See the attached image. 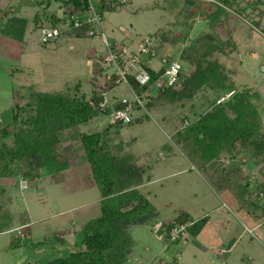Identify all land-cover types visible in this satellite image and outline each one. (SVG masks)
I'll list each match as a JSON object with an SVG mask.
<instances>
[{
	"label": "rangeland",
	"instance_id": "374dc122",
	"mask_svg": "<svg viewBox=\"0 0 264 264\" xmlns=\"http://www.w3.org/2000/svg\"><path fill=\"white\" fill-rule=\"evenodd\" d=\"M62 3L0 0L1 7L10 11L6 21L0 23L4 41L16 35L9 25L14 15L28 22L24 40L20 43L12 39L22 45L17 52L0 40V129L12 121L17 104L29 102L31 92L70 91L89 99L93 89L109 79L105 73L113 72V67L101 68L95 62L107 52L100 35L62 36L47 42L41 38L40 24L33 20L35 14L43 17L46 11L61 15ZM196 4L193 9L186 0H133L104 11L103 31L118 46L145 37L159 39L160 54L179 58L183 64H188L183 60L186 51L201 57L205 47L226 42L225 52L213 51L208 58L219 62L216 69L227 72L238 89L251 91L253 102L263 109L264 125V0H237L219 16L218 6ZM200 5L203 12L196 9ZM200 17L208 22L207 31L213 36L200 32L197 36L203 38L195 48L186 35L192 33L195 19ZM160 66L158 58L152 62L154 69ZM182 82L174 90L185 92ZM110 94L132 97L125 84ZM186 94L173 102L161 98L154 109L146 104L144 111L134 113L143 122L120 129L113 126L109 131L105 151L111 159L121 166H153L155 179L139 190L157 213L127 227L131 242L126 264H264V206L257 199L256 187L258 180L264 181V155L248 152L237 142L208 165L195 158L196 148L186 146L179 136L185 130L183 122L187 116L209 111L220 97L218 91L205 86L186 90ZM110 122L108 116L99 114L63 136V156L70 164L63 171L49 174L43 168L33 181L21 176L2 179L4 209L12 215L13 223L9 230L0 232V264H37L78 248L82 226L101 214L102 194L80 138L71 139L70 134L76 130L103 131ZM192 166H235L242 179L199 176V170H191ZM184 167L189 170L181 172ZM238 172L235 170L233 176ZM245 173L251 176L245 179ZM25 181L24 189L21 182ZM183 213L195 221L206 218V228L196 237L188 234L169 244L163 238V225ZM56 236L64 242L54 241L49 248L32 246ZM223 246H232L231 251L226 252Z\"/></svg>",
	"mask_w": 264,
	"mask_h": 264
},
{
	"label": "trees",
	"instance_id": "16d2710c",
	"mask_svg": "<svg viewBox=\"0 0 264 264\" xmlns=\"http://www.w3.org/2000/svg\"><path fill=\"white\" fill-rule=\"evenodd\" d=\"M69 2L64 0L66 5ZM236 2L237 0H224L229 6ZM77 5L75 7H78ZM225 9L219 7L217 11L221 12L218 16L225 12ZM67 13L68 11H65L64 14ZM61 19L62 17L56 13L49 14L46 11L43 17L38 13L34 17L35 23L40 24V27L45 26L47 22L51 26H56L60 24ZM26 23L25 18L13 17L9 25L13 26L16 35H19L25 29ZM204 32L205 36H213L210 31ZM76 36L89 37L83 31L77 32ZM186 37L195 48V43L203 38L201 34L192 38L191 31ZM204 45L206 44L203 43ZM225 45L226 42L220 41L210 44L208 48L204 46L201 57H195L186 51L183 60L188 64L181 61L182 69L179 75L185 92L176 91L173 87H162L150 96L147 103L149 108L154 109L155 103L161 98L173 102L186 97V90L200 89L204 86L205 89L218 91L220 97L218 100L229 94L223 101H214L210 110L203 115L187 116L183 122L185 130L179 136L186 142V146L196 148L195 158L199 157L205 164L213 162L230 147H235L237 142L248 152L257 156L264 155V125L261 112L263 109H259L253 102L251 91L238 89L236 82L231 80L227 72L221 73L218 68L216 69L220 66L219 62L208 58L213 51L225 52ZM158 53L159 59H162L159 51ZM148 70L152 80H155L164 69ZM131 83L139 93L147 88L141 86L133 77ZM107 89H111V86ZM100 100V93L95 87L89 99L84 94L72 95L70 91L68 93L40 91L31 92L29 102L24 106L16 105L12 112V121L0 129V232L9 230L13 223L12 215L4 209L3 197L6 190L2 179L21 176L33 181L39 177L40 169L44 168L47 173L54 174L70 166L67 158L63 156V136L70 129L88 123L99 114L109 115L112 108L102 112L98 108ZM114 107L123 108V104L117 102ZM146 119L149 120L150 117L146 116ZM140 122L143 120L137 117L129 124ZM186 122L188 124H185ZM113 126L120 129L123 124L110 122L103 131L81 133L76 130L70 134L71 139L80 138L87 159L91 162L94 178L102 194L101 214L82 226L80 234L83 237L77 249L63 256L42 259L37 264H126L128 246L131 242L127 227L157 213L156 208L138 187L145 179L146 167L138 164L118 165L105 151L109 146L108 134ZM257 183L258 191L263 182L258 180ZM257 199L259 200L258 196ZM188 222H192L187 228L188 234L196 237L203 229L206 218L195 221L187 213L177 216L174 220L164 223L162 230L164 240L169 244L176 243L182 237L172 240L170 233L173 227L177 223ZM54 241L60 244L64 242L60 236H56L35 242L32 246L36 249L49 248L53 246Z\"/></svg>",
	"mask_w": 264,
	"mask_h": 264
},
{
	"label": "built area",
	"instance_id": "2783aa9c",
	"mask_svg": "<svg viewBox=\"0 0 264 264\" xmlns=\"http://www.w3.org/2000/svg\"><path fill=\"white\" fill-rule=\"evenodd\" d=\"M62 1L63 12L59 15L62 17L60 24L41 27V38L47 42L62 36H76L79 31H83L89 37H94L96 35L101 36L107 48V52L97 57L95 62L100 65L101 68L105 66L113 67V72L111 74L104 72L109 79L105 81V85H98L96 87L101 96L98 108L102 112H105L110 107L112 108L111 113L106 115L110 118L111 122H117L123 125L131 123L135 118V112L144 111L146 109L147 98L158 92L162 87H177L180 82L179 75L182 69V63L179 58L170 60V57L162 56V59H160L161 66L158 69L152 67V62L157 58L159 59L160 56L158 53L159 39L154 40L145 37L135 43L126 42L118 46L116 43L111 42L103 31L102 23L104 11L126 6L133 0H66L70 1L67 5L64 3V0ZM71 1H74V3ZM186 1H197L208 5L228 8L224 0ZM75 3L76 5L81 3V5L75 7ZM65 11H68V13L64 14ZM148 68L156 71L162 68L164 70L157 79L152 80V75ZM131 77L141 86H147V88L141 93L137 92L131 83ZM123 84L132 92V97L110 94L112 90L117 89ZM109 85L111 89L108 90L107 87ZM225 97L218 101H223ZM117 102L123 104V108L116 109L114 106ZM185 124L188 123L186 122ZM21 183L24 185L21 184L22 188L25 189L27 187V182ZM257 196L264 204V181L263 185L257 191ZM191 224L192 222L175 224L170 233L172 240H176L180 237L187 238V228ZM182 234L184 235L182 236Z\"/></svg>",
	"mask_w": 264,
	"mask_h": 264
},
{
	"label": "crops",
	"instance_id": "0c3cea01",
	"mask_svg": "<svg viewBox=\"0 0 264 264\" xmlns=\"http://www.w3.org/2000/svg\"><path fill=\"white\" fill-rule=\"evenodd\" d=\"M8 3L9 2H6V6L8 5ZM10 4V3H9ZM187 4L190 6V7H192V6H197V4H196V2H189V1H187ZM1 6H3V4L2 5H0V11H2L3 12V14L0 16V23H2V22H5L6 21V18H8V15L10 14V11L8 10V8H4V7H1ZM9 6V5H8ZM193 9H194V7H192ZM199 12H203V11H201V5H200V7L199 8H196ZM49 14H52V13H50V12H48ZM57 14V13H56ZM58 15V14H57ZM59 16V15H58ZM13 17H17V16H13ZM19 17V16H18ZM35 17V16H34ZM21 18H24V17H21ZM26 19V18H25ZM217 19V18H216ZM215 19V20H216ZM27 20V19H26ZM33 20H34V18H33ZM199 20H201V17L200 18H198V19H195V23L197 22V21H199ZM204 20V19H203ZM208 23V22H207ZM5 24V23H4ZM28 24V22L25 24V29L23 30V31H21V33L19 34V35H11L10 36V38L8 37V40L6 39V41H4V38H2V37H4L3 35V33L0 31V34L2 35H0V40H1V42H5V44H7L8 46H9V48H10V51H12V52H17L18 51V49L20 48V47H22V45L20 46L19 45V43H17V41H13L14 39L15 40H19V42L21 41L22 42V40H24V37H25V34H26V31H27V25ZM46 25H50V23L49 22H47V24ZM207 27V26H206ZM17 37H20L19 39L17 38ZM13 39V40H12ZM20 42V43H21ZM20 46V47H19ZM21 49V48H20ZM19 49V50H20ZM229 96V94H227L226 95V97H228ZM219 102V101H218ZM209 164V163H208ZM207 164V165H208ZM146 167V169H147V171H146V174L144 175V177H145V179H144V181H143V183L141 184V185H139L138 187H140V188H142L143 186H146V185H149V184H151V182H153L155 179H153V175H152V173H151V170H153V166H145ZM235 168V169H234ZM192 169H194V170H199L198 172V175L199 176H201V174H206L208 177H210L211 179H220L221 177H224L223 179L224 180H230V179H233V180H237V177H238V179L239 180H241L242 178H241V176L242 175H240L241 173L240 172H238V168H236L235 166H192V168H191V170ZM189 169H188V167H184V169H182L181 170V172L182 171H188ZM190 170V171H191ZM235 170L238 172L235 176H233L234 175V172H235ZM234 171V172H233ZM245 174H247V173H245ZM249 176H251V175H246L245 176V179H248L249 178ZM163 178V177H162ZM250 182V181H249ZM247 183V184H250V183ZM144 193V192H143ZM102 199V198H101ZM203 218V217H202ZM201 217H200V219H202ZM204 228H206V224H205V226H204ZM203 228V229H204ZM249 229H253V227H250L249 226ZM203 231V230H202ZM201 231V232H202ZM233 246V245H232ZM232 246H229V247H225V246H223V248H224V250H226V252H230L231 251V248H232ZM217 248H219V247H217Z\"/></svg>",
	"mask_w": 264,
	"mask_h": 264
},
{
	"label": "water",
	"instance_id": "95a60500",
	"mask_svg": "<svg viewBox=\"0 0 264 264\" xmlns=\"http://www.w3.org/2000/svg\"><path fill=\"white\" fill-rule=\"evenodd\" d=\"M3 14L2 11H0V16ZM207 22L205 20H199L196 22L192 33H191V37L194 38L196 37L200 32L202 31H207Z\"/></svg>",
	"mask_w": 264,
	"mask_h": 264
}]
</instances>
